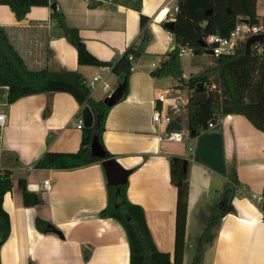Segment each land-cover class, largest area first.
<instances>
[{
    "label": "crops",
    "instance_id": "obj_1",
    "mask_svg": "<svg viewBox=\"0 0 264 264\" xmlns=\"http://www.w3.org/2000/svg\"><path fill=\"white\" fill-rule=\"evenodd\" d=\"M56 1L67 26L78 30L98 60L111 62L130 48L136 52L128 94L111 108L102 139L105 150L130 172L127 197L144 210L157 249L174 260L178 191L171 179L170 159L178 158L189 180L183 264L190 263L201 238L196 239L194 232L206 226L212 206L230 188L231 166L237 170L239 186L231 205L220 207L227 215L215 231L213 244L200 255V264H264V214L258 206L264 191V133L244 116L228 115L215 127L192 132L187 142L178 143L160 140L171 129L159 128L153 121L155 109L163 110L157 97L169 91L177 105H166L165 111L174 120L180 118L182 132L191 134L187 104L193 91L173 77L151 75L176 47L164 23L173 21L177 0ZM52 11L51 6L32 7L19 21L8 6L0 5V26L33 31L42 27L35 23L47 22L50 30ZM142 15L150 19L144 29ZM144 32L148 43L142 46ZM18 38L28 44H23L22 53L31 67L78 72L85 80L101 73V67L80 65L77 48L65 37L52 39L48 45L34 34L27 43L23 34ZM183 73L186 80L191 78ZM109 82L113 89L118 87L114 74ZM8 91L0 86V112L7 116L0 126V170L8 171L13 181L3 200L11 234L0 245V264H130L123 226L100 216L108 205L109 186L102 162L71 170L35 168L47 152L79 151L83 137L76 121L81 114L79 103L72 95L58 92L28 96L8 105ZM91 96L104 101L107 94L97 90ZM21 179H26L29 191L42 196V204L24 206ZM44 181H50L48 190L42 188ZM228 206L233 207L230 213ZM38 219L48 223L47 231L37 228Z\"/></svg>",
    "mask_w": 264,
    "mask_h": 264
},
{
    "label": "trees",
    "instance_id": "obj_2",
    "mask_svg": "<svg viewBox=\"0 0 264 264\" xmlns=\"http://www.w3.org/2000/svg\"><path fill=\"white\" fill-rule=\"evenodd\" d=\"M54 2L57 1L0 0V5L8 6L16 18L22 21L32 7H49ZM138 2L140 3L141 0ZM210 9L213 13L207 15ZM173 13L175 28L173 30L165 28L173 34L176 47L151 75L157 78L173 77L182 86L193 91V97L187 104V128L191 132L190 137L192 132L198 134L206 130L210 122H219L223 116L228 115L244 116L256 129L264 133V40L262 43L253 44L250 51L246 43H242L234 55L214 57L215 67L188 80L184 78L180 64L182 48H190L197 55L207 53V50L199 44L201 39L211 34L228 37L242 19L249 20L251 25L259 26L264 35V17L260 19L257 14V0H177V9ZM51 21L54 26L50 30L47 22L35 23V26L42 25V27L33 31L0 26V86L7 87L9 90L8 105L32 95L68 93L79 103L81 111L86 106L90 107L94 116V125L92 128L83 129L81 147L78 152H47L36 163L35 168L71 170L102 162L91 152L95 137L98 138L107 158L111 159L113 156L105 150L102 136L111 108L125 99L128 94L131 74L129 56L135 55L136 52L130 48L111 62L100 61L89 53L79 37L78 30L67 26L66 17L61 10L51 12ZM149 21V18L142 15L141 28L144 29ZM21 34L26 39V43L32 40L31 37L34 34V36L38 35L39 40L46 45L52 39L65 37L77 48L80 65L112 66L113 74L118 80L115 104L110 107L104 101L94 100L90 89L85 85V78L78 72H52L46 66L31 67L28 56L22 53L24 42L18 40ZM147 43L148 33L144 32L141 45L145 46ZM212 85L215 88L211 90ZM201 89L207 92L208 102L193 106L192 102ZM176 121L180 122L181 119L177 118ZM170 163L171 179L178 191L176 248L173 261L170 254L160 252L155 246L144 210L132 204L127 197V184L120 188L117 186L107 188L108 205L100 216L113 218L123 226L131 250L130 264H183L189 180L184 172L183 160L171 158ZM181 170L183 174L180 173ZM228 178L231 182L230 188H227L225 195L212 206V212L206 219V228L196 247L195 262L200 259L203 251L213 244L215 231L227 215L226 209L220 207L223 204L231 205L236 195L239 180L235 166L229 168ZM19 184L25 207H34L43 203L40 194L28 190L26 179H21ZM12 188L11 174L0 170V245L11 234V219L3 208V200ZM258 206L264 214V191ZM36 226L43 232L49 227L47 222L39 219L36 221Z\"/></svg>",
    "mask_w": 264,
    "mask_h": 264
},
{
    "label": "built area",
    "instance_id": "obj_3",
    "mask_svg": "<svg viewBox=\"0 0 264 264\" xmlns=\"http://www.w3.org/2000/svg\"><path fill=\"white\" fill-rule=\"evenodd\" d=\"M259 34H262L261 28L259 26L251 25L250 22L246 23L245 19H242L228 37L211 34L204 37L203 40L206 44L205 49L207 51H212L214 57H220L222 55H234L242 43H246L249 38L257 36ZM171 37L174 40V36L172 33ZM188 51L193 52L190 48H182L180 55L182 56ZM134 59V55L129 56V60L131 62V72L135 70L132 64ZM111 74H113V67L105 66L101 67V73L93 76L90 80H85V85L90 89L91 95L97 90H102L103 92H105L107 94L106 98H110L115 94L116 89H113L109 82V76ZM214 88L215 86L212 85L210 89L212 90ZM169 95L170 92L166 91L161 93L157 97V101L163 104V110L161 111L160 109L156 108L153 114V121L159 128L169 126L170 123L174 120L167 113V111H165L166 105H177V99L170 98ZM6 119L7 116L4 113L0 112V126L4 125ZM76 121L78 129L82 130L85 128L82 111L81 114L77 116ZM216 123L217 122L212 121L208 124V127L213 128L215 127ZM189 138V134H185L184 132L177 130H169L168 132L160 136V140L178 143H185ZM50 185V181H44L42 186L43 190H48L50 188Z\"/></svg>",
    "mask_w": 264,
    "mask_h": 264
},
{
    "label": "water",
    "instance_id": "obj_4",
    "mask_svg": "<svg viewBox=\"0 0 264 264\" xmlns=\"http://www.w3.org/2000/svg\"><path fill=\"white\" fill-rule=\"evenodd\" d=\"M132 1H139V0H132ZM51 9L53 11L57 10V3H52L51 4ZM213 13V10L210 9L207 12V15H211ZM245 22L248 23L249 20L245 19ZM165 27L168 30H173L175 28V22L174 21H168L165 23ZM264 40V35L263 34H259L257 36H253L251 38H249L246 42V46L248 51H250L251 46L255 43H262ZM199 44L201 45L202 48H206V44L204 42L203 39H201L199 41ZM175 48H173L174 50ZM207 53L209 55H213L212 51H207ZM200 88H202V84H200ZM121 89V88H120ZM115 100H116V92L115 94L110 97V98H106L104 100V103L107 106H113L115 104ZM203 102H208V94L207 92H204L202 89L200 90L199 95L194 99V101L192 102L193 106H197L200 103ZM82 116H83V120H84V127L86 129L92 128L94 125V116L93 113L90 109V107L86 106L83 110H82ZM169 128L171 130H177V131H182L183 127L181 126V124L176 121L173 120L170 125ZM193 134H195V132H193ZM91 152L93 154V156L98 157L99 159L102 160V165L105 169V173L107 176V180H108V185L109 186H117L120 188V186L127 184V180L129 177L130 172L125 170L117 160H115L114 158H107L106 152L104 151L103 147L101 146V144L99 143V140L97 137L94 138L92 145H91ZM181 174H183V171H180ZM233 209L232 206H228L227 211L231 212ZM53 232L59 234L61 236V233L57 230H55L54 228H51Z\"/></svg>",
    "mask_w": 264,
    "mask_h": 264
},
{
    "label": "rangeland",
    "instance_id": "obj_5",
    "mask_svg": "<svg viewBox=\"0 0 264 264\" xmlns=\"http://www.w3.org/2000/svg\"><path fill=\"white\" fill-rule=\"evenodd\" d=\"M117 1V0H116ZM257 14L262 19L264 17V0H257ZM174 18V15H173ZM180 64L182 69L184 70L185 74L188 78L197 76L201 73H205L208 71L209 68H213L216 66L215 58L213 55H209L208 53H203L201 55H197L194 52L188 51L186 54L180 57ZM158 63L156 60H152ZM213 78V77H211ZM102 92H98V96L101 95ZM173 96V93L170 94V97ZM188 130V129H187ZM198 227V226H197ZM206 226L201 230L197 229L195 233L196 239L202 235L203 231L205 230ZM196 247L197 243L192 252V259L189 264H200V259L195 262L194 258L196 256ZM207 258V257H206ZM208 260V258H207ZM202 264V263H201Z\"/></svg>",
    "mask_w": 264,
    "mask_h": 264
},
{
    "label": "bare ground",
    "instance_id": "obj_6",
    "mask_svg": "<svg viewBox=\"0 0 264 264\" xmlns=\"http://www.w3.org/2000/svg\"><path fill=\"white\" fill-rule=\"evenodd\" d=\"M139 3V2H138ZM239 22V21H238ZM216 210V209H215ZM209 219V218H208Z\"/></svg>",
    "mask_w": 264,
    "mask_h": 264
}]
</instances>
